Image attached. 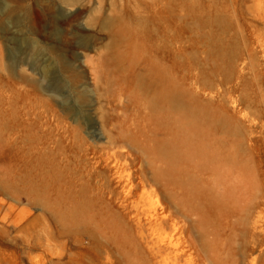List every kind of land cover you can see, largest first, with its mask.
Instances as JSON below:
<instances>
[{"label":"rangeland","instance_id":"374dc122","mask_svg":"<svg viewBox=\"0 0 264 264\" xmlns=\"http://www.w3.org/2000/svg\"><path fill=\"white\" fill-rule=\"evenodd\" d=\"M0 22V264H264V0H0ZM207 139L231 174L190 168L183 207L181 144Z\"/></svg>","mask_w":264,"mask_h":264},{"label":"bare ground","instance_id":"6f19581e","mask_svg":"<svg viewBox=\"0 0 264 264\" xmlns=\"http://www.w3.org/2000/svg\"><path fill=\"white\" fill-rule=\"evenodd\" d=\"M1 24L2 23L0 22V25ZM132 51L135 52L136 49H133ZM156 65H157V69H155V80H153L152 85L155 84L158 87L159 93H166L165 88H164V78L166 74L165 68L163 64H156ZM222 140L223 139H221L220 142L218 143L214 141L212 142L207 139L206 141H200V142L198 141V142H191V143L185 142L181 144V166L183 165V169L181 167V206L187 207L193 199L196 198L198 200L200 195L202 194L200 192L194 193L192 191L193 189L196 188L197 184L193 185L190 182V179L192 178L189 172L190 168H193V170L199 174L203 172L204 168H207V167L214 168L216 169V172L223 171V176L225 178L230 176L231 174V171L229 170L230 164L233 163V160L235 159V157H234V154H232L228 150V148H230L229 145L226 146ZM144 153L146 155L149 153L148 146L144 147ZM166 154L168 157L169 165L170 164L172 165V163L175 160H178L177 151H175V154H169L168 152H166ZM190 162H192V165L189 164ZM137 188L138 187L136 185H134L133 183H130L129 185L130 194L133 193V190H137ZM69 189L67 191H63V193H68L66 197H56L54 199V204L57 205V207L64 206L68 210V215L71 219L73 215H76L75 213H78L80 211V210L77 211L76 207L80 208L79 204H83L84 202L82 201L81 198L75 199L77 198V195L73 194L72 189L71 190ZM151 218L154 219L153 223H155L156 217L153 215ZM78 222L85 223L87 222V219L83 218L82 216V219L79 220ZM173 247L174 246H171V244H168L162 247L157 246V249L160 251V253L163 252L162 255L164 253H167V255H171L173 252H175V247L174 248ZM182 253L184 252L181 250V254ZM167 255L165 254L164 256H167Z\"/></svg>","mask_w":264,"mask_h":264}]
</instances>
